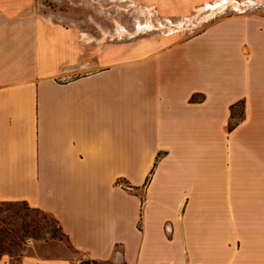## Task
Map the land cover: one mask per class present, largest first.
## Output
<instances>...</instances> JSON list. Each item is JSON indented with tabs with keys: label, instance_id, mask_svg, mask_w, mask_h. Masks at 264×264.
<instances>
[{
	"label": "crops",
	"instance_id": "crops-1",
	"mask_svg": "<svg viewBox=\"0 0 264 264\" xmlns=\"http://www.w3.org/2000/svg\"><path fill=\"white\" fill-rule=\"evenodd\" d=\"M32 2L0 0V203L73 253L0 264H264V17L87 61Z\"/></svg>",
	"mask_w": 264,
	"mask_h": 264
},
{
	"label": "rangeland",
	"instance_id": "rangeland-1",
	"mask_svg": "<svg viewBox=\"0 0 264 264\" xmlns=\"http://www.w3.org/2000/svg\"><path fill=\"white\" fill-rule=\"evenodd\" d=\"M241 8L228 6L211 17L207 5L220 0H33V11L42 19L80 36L85 58L98 52L125 51L129 46L157 48L201 33L211 23L237 14L256 13L264 17V0H232ZM253 3V5H250ZM249 4V5H248ZM151 29L139 31V26ZM126 34L118 35V29ZM170 45L158 48L169 51ZM172 50V49H171ZM233 122L242 116L241 105L232 112ZM26 252L42 257L73 253L57 221L48 213L25 203H0V257L18 261Z\"/></svg>",
	"mask_w": 264,
	"mask_h": 264
},
{
	"label": "bare ground",
	"instance_id": "bare-ground-1",
	"mask_svg": "<svg viewBox=\"0 0 264 264\" xmlns=\"http://www.w3.org/2000/svg\"><path fill=\"white\" fill-rule=\"evenodd\" d=\"M249 5V4H248ZM250 5H253V3H251ZM228 6H232L235 10H239L241 9L238 4H236V2L232 1V0H220L219 3H215L214 5H207L204 8H209V14L206 16L207 17H211L216 13H222ZM151 25H146V26H139L138 32L139 31H144L145 29H151ZM127 32L124 31V29L119 28L118 29V35H122V34H126Z\"/></svg>",
	"mask_w": 264,
	"mask_h": 264
},
{
	"label": "trees",
	"instance_id": "trees-1",
	"mask_svg": "<svg viewBox=\"0 0 264 264\" xmlns=\"http://www.w3.org/2000/svg\"><path fill=\"white\" fill-rule=\"evenodd\" d=\"M238 106V105H237ZM236 108V107H235ZM233 106L231 107V117H230V122L228 123V125H227V131L228 132H230V131H232L235 127H236V125H237V123L238 122H233V120H234V114L232 113L233 112V110L235 109Z\"/></svg>",
	"mask_w": 264,
	"mask_h": 264
},
{
	"label": "built area",
	"instance_id": "built-area-1",
	"mask_svg": "<svg viewBox=\"0 0 264 264\" xmlns=\"http://www.w3.org/2000/svg\"><path fill=\"white\" fill-rule=\"evenodd\" d=\"M72 264H96V263L88 260L78 259L75 260Z\"/></svg>",
	"mask_w": 264,
	"mask_h": 264
}]
</instances>
